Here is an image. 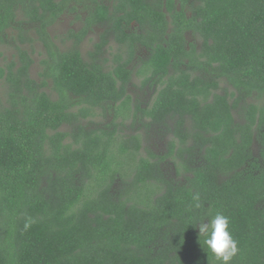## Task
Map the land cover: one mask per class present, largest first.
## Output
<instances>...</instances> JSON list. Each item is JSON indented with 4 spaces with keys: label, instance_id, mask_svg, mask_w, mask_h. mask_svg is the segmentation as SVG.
<instances>
[{
    "label": "trees",
    "instance_id": "obj_1",
    "mask_svg": "<svg viewBox=\"0 0 264 264\" xmlns=\"http://www.w3.org/2000/svg\"><path fill=\"white\" fill-rule=\"evenodd\" d=\"M114 1V16L98 4L81 32L115 23L131 57L107 71L96 59L105 37L93 64L77 50L51 55L48 29L77 0H0V59L2 44L13 51L0 64V264H219L194 226L217 213L238 244L231 264H264V0ZM33 35L51 55L42 82L31 76ZM138 46L150 54L139 73L158 86L145 109L128 93ZM108 104L120 122L87 127ZM140 114L169 126L166 155L139 157L140 136L121 135ZM168 160L178 179L163 171Z\"/></svg>",
    "mask_w": 264,
    "mask_h": 264
},
{
    "label": "rangeland",
    "instance_id": "obj_2",
    "mask_svg": "<svg viewBox=\"0 0 264 264\" xmlns=\"http://www.w3.org/2000/svg\"><path fill=\"white\" fill-rule=\"evenodd\" d=\"M73 10L68 11H80L81 16L78 18L76 15H73L71 13L66 14L62 16L59 23L51 29L50 34L52 36V39L57 45H61L62 48L67 49L65 45H63L64 37L71 31L76 30L79 31L83 25L84 21L87 17V14L94 10L95 8V2L94 0H77V3H73L70 5ZM104 28L97 27L93 30V32L90 34L88 39L85 41V43L82 46V54L83 57L89 61V53L94 49V46L97 42H99L101 38V33L103 32ZM33 40H36V43L34 47L31 45L27 46V49L30 50L32 53L33 59L35 60V64L32 67L31 70V76L33 79H35L38 82H42V76L41 74L44 71V66L41 64V61L45 60V51L42 48L43 44L37 41V36L33 35L31 37ZM112 40V39H111ZM187 41L189 44H193L197 47L198 50L201 49L202 41L195 37L192 33L187 34ZM63 42V43H61ZM111 47L108 48L103 61L105 59L111 60L113 56L118 55L119 53H123L125 57L127 58V52L123 51L122 48L118 47V44L115 41H111ZM67 46H72V43H64ZM1 46V45H0ZM1 50L4 53V58L0 59V64L3 65L6 62V59L11 60L13 58V51L12 49L7 46V44H2ZM149 57L148 51L142 47L138 46L136 48V52L132 58V61L135 59L136 64L132 66L134 69V73L131 79L130 84L128 85V93L130 96L133 97V105L134 108L139 103L143 109L148 108L152 105V102L154 100V94L158 88L155 84H147L145 83L146 78L139 73L140 68L142 67V61ZM106 70L111 71L113 70V64L111 62H108L105 64ZM50 88H47L46 91L48 93H51L53 96V99H57L58 95L52 91V85H50ZM221 87L223 89H228L229 92H232V87L228 86L227 83L222 80ZM222 89V90H223ZM220 93H223V91H219ZM4 90L3 88L0 89V102L5 104L4 97H3ZM259 101V99L256 98H250L248 100V103ZM260 102V101H259ZM97 115L93 118H89L85 125L90 128H97L105 126L108 123L114 122H120L115 121L116 120V110L112 108V106L105 105L103 108H98L95 110ZM235 116L239 118L238 114L235 112ZM133 117H130V119H125L123 121V125L120 128L121 135L122 133L125 134L128 138L134 137L136 135L140 136V139L142 140V151L140 153L139 157H146L147 156V150L152 151L157 155L163 156L166 155L169 151L168 146L170 143V140H173V136L170 135V132L168 131L169 126H158V125H149V121L146 120V118L140 114L138 115L137 119H132ZM242 120V123H245V120ZM187 127L190 129L192 125L190 123L187 124ZM69 126H65L62 128V131L69 130ZM260 153V146L259 142L255 140L253 145V154L254 157H258ZM199 161L202 159V155L197 152L196 156H194V160ZM177 165L175 164V161L168 160L165 163L162 164L163 171L165 174L169 177V179H178V175L176 173L177 171ZM180 182L183 183V178H180ZM123 188L121 182L118 180L114 186V191L119 192Z\"/></svg>",
    "mask_w": 264,
    "mask_h": 264
},
{
    "label": "flooded vegetation",
    "instance_id": "obj_3",
    "mask_svg": "<svg viewBox=\"0 0 264 264\" xmlns=\"http://www.w3.org/2000/svg\"><path fill=\"white\" fill-rule=\"evenodd\" d=\"M94 2H95V8H94V10L93 11H91L90 13H88L87 14V17H86V19H85V23H84V25H83V27L79 30V31H76V30H71L65 37H64V39H63V41H64V43H72V46H67L66 44H64L63 42H61V43H63V45H65L66 46V50H65V48H62V46L60 45H57L55 42H54V40L52 39V36H51V34H50V31H51V29L52 28H54L58 23H59V21L61 20V18H62V16H64V15H66V14H69V13H71V14H73V15H76V17L78 18L79 16H81V13H80V11H68V10H73L72 9V7H69L67 10H66V12L63 14V15H61V17L58 19V21L56 22V23H54L51 27H49V29H48V37H49V39L51 40V48H52V52H51V55H55V54H67L68 52H70V51H72V50H77L78 52H79V58L81 59V61H82V63L84 64V63H86V64H88V65H90V64H93V62L95 61L94 60V58L93 57H91V55H89V61H87L84 57H83V52H82V46H83V44L85 43V41L88 39V37L90 36V34L93 32V30L95 29V28H97V27H102V28H104V30H103V32L101 33V38H100V40H99V42H97L96 44H95V46H94V49L90 52V53H94L95 52V47H96V45L97 44H99L101 41H102V38L103 37H105V38H107L108 40H109V43H108V45H107V48L106 49H104L103 50V55L101 56V57H99L98 56V58H96V59H98V64H100L101 66H104L105 67V60L103 61V58H104V55H105V53H106V51H107V49L109 48L110 49V47H111V41H115L117 44H118V47H120V48H122L123 49V51H126L127 52V58L125 57V55L123 54V53H119L118 55H121V60H122V62L121 63H125L126 61H130V57H131V53H130V46L128 45V43H125V44H120L118 41H117V38L114 36V34H112L110 31H112L111 29L114 27V25H115V23H110V21H111V19H108V21H102V22H98V23H95V24H93L92 25V28L90 29V31L88 32V34H85V36H82L81 35V32L83 31V28H84V26H86V22L88 21V20H93V22H94V19L93 18H96V16H94V15H91V14H93V13H95V11H96V9H97V5L98 4H104V5H106V6H108V9L110 10V12H111V16H114L113 15V11H115V6H114V4H115V1L114 0H94ZM70 5H71V3H70ZM117 5V4H116ZM117 20V19H116ZM131 30L133 31H138V26L136 25V24H133L132 26H131ZM131 30H126V32L127 33H129V32H131ZM108 33V34H107ZM112 39V40H111ZM40 42V41H39ZM36 43V42H35ZM35 43H34V45H35ZM40 43H42V42H40ZM28 45H31V44H27V46ZM34 45H31L32 47H34ZM43 49H44V51H45V55H44V57H45V60H48L49 59V57L51 56V55H48V51H47V48H46V46L43 44V47H42ZM146 49V48H145ZM147 50V49H146ZM54 51H57V52H54ZM148 51V50H147ZM75 52V51H74ZM135 52H136V49L134 50V54H135ZM89 53V54H90ZM149 53V52H148ZM118 55H115V56H113V58L111 59V60H109L108 59V62H111L112 64H113V67H114V64L116 65L117 63H115L114 62V60L116 59V57L118 56ZM149 56H150V54H149ZM149 58V57H148ZM148 58H146V59H144L143 61H142V66H143V63L145 62V61H147L148 60ZM35 61V60H34ZM44 61V60H43ZM43 61H41V64H42V62ZM96 62V61H95ZM134 64H136V61H135V59L129 64V66L127 67V69H130L131 71H132V73H134V69L132 68V66L134 65ZM43 65V64H42ZM44 66V65H43ZM117 66V65H116ZM44 71H45V67H44ZM44 71H43V73H44ZM132 76H133V74H132ZM132 79V78H131ZM130 84V83H129ZM132 97V96H131ZM132 99H133V97H132ZM172 123V122H171Z\"/></svg>",
    "mask_w": 264,
    "mask_h": 264
},
{
    "label": "clouds",
    "instance_id": "obj_4",
    "mask_svg": "<svg viewBox=\"0 0 264 264\" xmlns=\"http://www.w3.org/2000/svg\"><path fill=\"white\" fill-rule=\"evenodd\" d=\"M194 199L198 201L199 196ZM194 226L198 227L199 243L208 255L215 257L219 264H231L238 254V244L231 234L229 218L217 213Z\"/></svg>",
    "mask_w": 264,
    "mask_h": 264
}]
</instances>
